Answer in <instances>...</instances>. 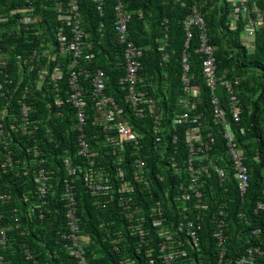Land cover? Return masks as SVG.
<instances>
[{
  "label": "trees",
  "instance_id": "1",
  "mask_svg": "<svg viewBox=\"0 0 264 264\" xmlns=\"http://www.w3.org/2000/svg\"><path fill=\"white\" fill-rule=\"evenodd\" d=\"M67 0H0V57L1 63L9 60V68H0V82L5 81L9 74L12 85L6 84L0 90V121L6 128L8 147L0 143V190L11 196L9 201L0 203V226L5 228L7 248L4 255L5 263L9 264H78L69 255L66 247L67 240L63 238L66 231V199L63 184L66 179L72 181L76 191L78 214L81 217L82 235L89 236L90 242L86 247L90 264H167V254L161 251L163 243H168V251L176 255L175 264H237L242 253L248 246L262 245L264 241V211L254 213L259 202L264 203V22L256 34L255 51L251 53L244 45V24L240 23L237 30H231L229 17L231 5L227 0H125V10L131 16L129 24V41L145 49L143 69L140 76L143 79L141 89L148 92L155 100L157 111L163 116V142L156 149L152 120H139L130 117L137 133L142 135L145 155L148 159V169L153 178L154 191L137 188L140 202L138 205L145 211H151L156 202L162 203L165 218L170 222V232L175 237L169 243L161 238L156 229L149 228L148 245L142 244L138 237H130L120 211L115 204L98 205L97 200L87 192L83 175L87 162L78 156V119L76 109L66 102L68 79L70 72V56L60 57L57 48V30L60 21L56 15L58 3ZM101 0H80L83 29L89 34V41L95 58L92 63L83 61V66L93 73L101 69L106 75V93L114 96L116 101L127 106L124 92L119 86V80L125 73V47L120 44L116 30V6L118 0H102L103 11L99 12ZM264 17V0H254ZM32 5L35 9L37 23L26 25L19 16H12L13 9ZM197 6L205 21V34L208 44L215 49L217 59V76H226L232 83L240 80L235 86L237 98L241 102L242 122L234 123L230 110V96L227 89L219 84L214 93L221 100L235 133L240 149L246 155V165L250 173V188L247 195L241 196L232 171L227 167L230 159L227 155L226 141L220 124L213 115L214 106L212 91L207 87L202 74L204 55L199 52L203 30L193 29V39L189 46L184 29V22ZM167 35V37H166ZM53 42V53H57V61L49 62L43 56L44 50ZM165 48L167 59L163 60ZM39 52L34 57L33 51ZM186 53L191 66V82L200 87L201 97L198 98L196 109L192 110L193 117L202 116V135L205 140L211 134L216 140L206 166L210 168L211 176H202L204 194L201 203L207 209H198L192 196L190 204L183 203V195H191L187 185V159L189 155L186 146L185 132L190 125L173 127V118L183 110L181 100L184 97L182 89L183 54ZM8 58V59H7ZM21 58V62L17 59ZM59 62L63 66L64 78L60 83L62 105L56 104V93L50 77L45 78V84L40 80L49 66ZM31 68H35L32 72ZM3 71V72H2ZM42 83V86L38 85ZM85 95L88 101L87 127L89 141L99 152L97 163L104 167L108 174L115 178L116 172L123 168L130 169V154L125 151L123 159L108 154L104 143L95 140L94 135H100V129L95 122L98 118L97 109L90 97V81L82 78ZM1 85V84H0ZM31 90V94L26 93ZM23 104L31 107V121L38 131L34 139L23 136L21 132L12 131L11 124L16 123L21 116ZM127 111L128 110L127 107ZM184 112V111H183ZM182 112V113H183ZM195 125V124H194ZM18 129V128H17ZM178 135L179 140L171 145L172 136ZM168 144V152L181 165L182 176L168 173L164 182L156 180L154 175L162 172L163 151ZM36 149L45 161V168L50 175V190L45 215L40 217L39 208L30 212L31 202H39L35 197V184L32 179L33 170L40 160L36 158ZM12 153L16 162L15 169L21 177L5 167L6 156ZM135 154V150H133ZM260 154V161L254 156ZM137 157H142L137 156ZM70 158L78 174L69 177L66 171L65 159ZM39 160V161H37ZM214 164L229 171V176L221 182L214 170ZM202 165H199V167ZM13 172L11 173L10 172ZM24 173L26 175H24ZM184 188L182 189V185ZM169 191V196L167 192ZM225 203L226 207L221 204ZM188 205V213L184 212ZM224 210L227 218L225 229L226 244L218 247L214 231L218 226L219 212ZM31 213L32 217L27 214ZM247 216L249 224L245 226L240 220V214ZM188 214L195 222L199 245L188 239L186 232H180V222ZM201 215L198 221V216ZM181 220V221H179ZM198 226L201 229L198 230ZM262 229L263 234L252 235L253 230ZM122 231L125 240H115V232ZM186 231V230H185ZM86 235V236H85ZM0 236L2 233L0 232ZM110 236V237H109ZM251 237V238H250ZM185 252L186 255H182ZM225 255L221 259V253ZM29 255L35 260L29 259ZM222 260V261H221ZM37 261V263H34ZM256 264H264V256Z\"/></svg>",
  "mask_w": 264,
  "mask_h": 264
},
{
  "label": "built area",
  "instance_id": "2",
  "mask_svg": "<svg viewBox=\"0 0 264 264\" xmlns=\"http://www.w3.org/2000/svg\"><path fill=\"white\" fill-rule=\"evenodd\" d=\"M125 0H118L116 6V30L118 34V40L120 44L125 47V61H126V73L120 78L119 85L125 93V100L128 103V110L132 112L137 119H144L149 116L152 118V129L154 135V145L156 149L163 142V133L166 129L163 128V116L157 111L155 100L150 97L147 91L140 88L143 79L140 76L142 70V58L144 57V51L139 46L129 41V23L130 15L125 10ZM179 3L181 0H173ZM80 0H68L67 4L60 3L58 6L60 20L64 22V25L58 30V45L60 55L70 56V89L68 92L67 102L76 109V116L78 119L77 129L80 132L78 135V156L83 158L87 162L85 173L83 175V181L86 185L87 192L92 195L98 205L109 206L111 203H117V207L120 209L121 217L125 226L127 227V233L130 237L136 236L139 238L142 244L148 245V227L156 229L161 238L166 239L169 243L175 240L170 232V222L165 218L164 209L161 202H156L151 211H145L139 206L140 197L137 193V188H141V191H147L152 195L154 191L153 178L149 174L148 159L145 154L144 142L142 141V135L137 133L130 124L129 114L125 106H120L114 97L106 94V82L105 73L99 70L97 74L93 76L88 68L82 67V62L91 63L95 55L92 53L93 46L89 41V35L84 31L82 27V20L80 14ZM99 12L103 11L102 0L100 1ZM231 5L229 17L231 18L229 27L231 30H237L239 24H244V33L248 50L253 53L256 46V34L264 22V17L255 4L254 0H227ZM30 12V11H29ZM199 28L203 30L201 34V46L199 52L204 55L202 63V74L207 87L212 91L213 95L217 91L219 84L223 85L229 94L230 98V110L232 118L235 124L240 125L242 122L241 115V102L237 98L235 86L240 85V80L236 79L235 82H231L226 76L219 79L217 76V59L215 57V49L208 44L207 35L205 34V21L197 6L193 8L192 14L184 22V29L187 36L186 45L189 46L190 40L193 39V29ZM167 37V35H166ZM165 50V48H164ZM37 55L34 54V57ZM43 56L49 57L50 51H44ZM54 55H51L53 58ZM167 54L163 56V60L167 59ZM55 60V59H53ZM183 75H182V89L184 97L180 104L182 111L180 114L173 118L172 126L178 127L183 125H189V128L185 132L186 146L188 147L189 155L187 159V187L191 192V195H183V203L190 204L192 196L195 198V203L198 209H207V206H203L201 200L204 196L202 188L204 183L202 176H211L210 168L206 166V162L209 160V153L212 151V147L215 145L216 140L209 134L207 140L202 135V116L196 115L193 117L192 110L196 109L195 101L201 97L200 87L193 86L191 82V66L187 54H183L182 58ZM60 63H57L52 71L51 83L53 84V90L56 93L55 100L58 106L62 105L60 92V83L63 79V70ZM85 75L86 78L91 81L90 97L97 109L98 118L95 117V122L100 129V135H94V139L99 140L100 143H104V146L108 148V154L115 158L123 159L125 151H132L129 158L131 161V168H119L115 174H108L104 167H99L97 158L99 152L94 149L89 141V137L86 131L87 127V109L88 101L86 99L85 90L81 84V77ZM0 88L2 86L0 85ZM214 106V118L217 124L221 125L222 134L226 141L227 155L230 159L228 168L233 173V179L236 181L238 191L243 197L247 195L250 188V173L249 168L246 165V155L244 150L240 149L235 133L232 128V122L228 117L226 110L221 107V100L214 95L212 99ZM31 107L28 104L22 105V121L19 125L20 131L30 138L34 139L38 127L34 126L30 118ZM128 114V115H127ZM195 124V125H194ZM179 136L173 135L171 145L178 142ZM0 143L8 147L7 133L2 129L0 124ZM163 151L162 160L166 162L163 165V170L160 173L154 175L156 180L164 182L168 176V173L182 176L181 165L174 156L168 152V144ZM135 150V154L133 153ZM36 158L40 160L35 170H33L32 179L35 183V197L39 202H31L30 212L34 213L36 208H39L40 217L45 215L44 208L47 205L45 199L49 196L50 190V173L45 168V161L41 158V153L36 149ZM142 157H137L141 156ZM255 161H260V154L254 156ZM37 160V161H39ZM16 159L9 152L6 156L4 166L11 168L12 171L21 177L20 172L16 170L14 164ZM66 171L69 177H74L78 174L77 169L73 166L70 158L65 159ZM199 165H202L199 167ZM214 170L218 174L221 182L229 176V171L223 167H219L214 164ZM11 172V170H10ZM13 173V172H11ZM24 175H26L24 173ZM264 175V168H263ZM65 199L66 203V231L63 234V238L67 240L66 247L69 255L73 257L78 264H89L87 259V249L90 238L83 237L80 218L77 215V201L74 192V186L69 179L65 180ZM184 188V184L181 186ZM169 196V191L167 192ZM11 196L3 193L0 190V203L9 201ZM144 203V202H143ZM184 212L188 213V205ZM264 211V203L260 202L254 213ZM27 214L28 217H32V214ZM218 229L215 232V237L219 241V245H224L225 235L224 228L227 226V218L223 209L219 212ZM201 215L198 216L199 221ZM0 219H2L0 217ZM240 220L246 225L249 224L247 216L244 213L240 214ZM180 232H186L188 239L195 245H198L199 239L196 234L195 222L190 220V216L186 214L182 222L179 223ZM201 226H198V230ZM5 230L0 227V253L5 252L7 248ZM186 230V231H185ZM252 235L260 238L263 234L262 229L253 230ZM116 240H125V236L122 231L115 232ZM110 237V236H109ZM251 238V237H250ZM264 244V241H261ZM171 248L168 243H163L161 251L167 254V264H175L177 258L172 251H168ZM172 249V248H171ZM182 255H186L185 252ZM225 253H221L223 259ZM264 256V248L262 245L248 246L242 253L237 264H256L260 257ZM29 258H33L29 255ZM36 263V262H35ZM0 264L5 263L4 255H0Z\"/></svg>",
  "mask_w": 264,
  "mask_h": 264
},
{
  "label": "clouds",
  "instance_id": "3",
  "mask_svg": "<svg viewBox=\"0 0 264 264\" xmlns=\"http://www.w3.org/2000/svg\"><path fill=\"white\" fill-rule=\"evenodd\" d=\"M67 2H68V0L66 1V3L65 4H67ZM80 3V2H79ZM60 3H58L57 4V6H56V15H57V18H58V20L61 22L60 24V27H62L63 25H64V22L62 21V20H60V17H59V11H58V8H59V5ZM99 5H101V3L99 4ZM30 11V12H29ZM11 14H12V16H19V17H21L22 18V20H20V22H22V23H24V24H26V25H29V24H33V23H37V22H39L40 20H38L37 18H36V16H34L35 15V9H34V7L32 6V5H29V6H24L23 8H18V9H13L11 12H10ZM80 14H81V8H80ZM3 20V16H1V18H0V21H2ZM81 20H82V15H81ZM130 20H131V16H130ZM130 24V23H129ZM59 27V28H60ZM82 27H83V21H82ZM58 28V29H59ZM58 31L59 30H57V48H58V52L57 53H59L60 54V50H59V45H58ZM85 31V30H84ZM86 32V31H85ZM87 33V32H86ZM88 34V33H87ZM89 35V34H88ZM130 42H132V41H130ZM133 43V42H132ZM140 47V46H139ZM256 47V46H255ZM55 48V46L53 45V42L52 43H50L49 44V46H48V48L47 49H45L44 51H50V53H52L53 55H54V57L52 58V61H57V57H56V54L57 53H53V51H52V49H54ZM140 48H142V47H140ZM143 49V48H142ZM37 50H40V49H35L34 51H33V53L34 54H36L37 56H36V58H38L39 57V52L37 51ZM143 51H144V56H145V49H143ZM161 51L162 52H164L165 53V50H164V48H161ZM255 51V50H254ZM125 53V52H124ZM44 57H46V56H44ZM60 57H62L61 55H60ZM64 57H67V56H64ZM144 58V57H143ZM143 58H142V66H143ZM8 59V58H7ZM53 59H55V60H53ZM19 62H21V58H18L17 59ZM124 61H125V54H124ZM93 62V61H92ZM91 62V63H92ZM57 63H59V62H56L55 63V65L57 64ZM70 63H71V59H70ZM69 63V64H70ZM61 64V63H60ZM1 65L3 66V68L5 69V70H7L8 68H9V60H7L6 62H2L1 63ZM54 65V66H55ZM54 66H49L48 68H46V70H45V72L42 74V79L40 80L42 83H44L45 84V78L46 77H50V83L49 84H52L51 83V75H52V71H53V68H54ZM61 66H62V64H61ZM82 67H84V68H87V67H85V66H83V63H82ZM62 68H63V66H62ZM35 68H31V72L34 70ZM142 69H143V67H142ZM4 70V71H5ZM63 70V69H62ZM90 72H91V75L93 76L95 73L97 74V72L99 71V70H101V69H98V70H95L94 71V73L90 70V69H88ZM103 71V70H102ZM142 71V70H141ZM70 73H71V69H70V72H69V79H68V92H69V89H70V85H69V80H70ZM105 73V72H104ZM125 73H126V61H125ZM125 73H124V75H125ZM140 74H141V72H140ZM123 75V76H124ZM4 76H5V81L4 82H0V84H1V86H2V88H0V90H3L4 89V87H5V85L6 84H8V85H12V81H13V79H12V81H9V74H5L4 73ZM122 76V77H123ZM84 77V79L85 80H88L87 78H86V76L85 75H83L82 77H81V84H82V78ZM121 77V78H122ZM63 78H64V70H63ZM142 78V77H141ZM62 81H63V79H62ZM88 81H90V79L88 80ZM105 82H106V75H105ZM42 83H40L39 85H38V87L39 86H42L43 84ZM90 84H91V81H90ZM142 84H143V82H142ZM141 84V85H142ZM140 85V86H141ZM82 86H83V84H82ZM91 86V85H90ZM106 86H107V83H106ZM120 86V85H119ZM83 88H84V86H83ZM84 90H85V88H84ZM123 91V90H122ZM68 92H67V99H66V102H67V100H68ZM124 92V91H123ZM26 93H28V94H31V90L30 89H26ZM107 94V93H106ZM107 95H109V94H107ZM110 96V95H109ZM124 96H125V93H124ZM112 97H114V96H112ZM115 98V97H114ZM115 100H116V98H115ZM117 102V101H116ZM125 102H126V100H125ZM68 103V102H67ZM118 103V102H117ZM69 104V103H68ZM119 104V103H118ZM120 106H123V105H121V104H119ZM126 108L128 107V103H126ZM72 106V105H71ZM73 107V106H72ZM128 114H129V120H130V117H134V118H136V116L132 113V112H128ZM127 114V115H128ZM30 118H31V111H30ZM147 118H150L151 120H152V118L151 117H149V116H147V117H145L144 119H139V120H146ZM3 120H4V117L2 118V121H0V124L2 125V129L5 131V129L6 128H3V127H5L2 123H3ZM21 121H22V108H21V116H20V119H18V127H17V124L16 123H13V124H11V126H10V129L12 130V131H16V132H21L20 131V129H19V125H20V123H21ZM130 124H131V127L134 129V127H133V125H132V123H131V121H130ZM18 128V129H17ZM6 133V132H5ZM22 133V132H21ZM22 135L23 136H25L23 133H22ZM27 137V136H26ZM88 137H89V135H88ZM96 140V139H95ZM12 154V153H11ZM13 155V154H12ZM31 181H33V180H31ZM34 182V181H33ZM35 184V183H34ZM65 186H66V184H65V181H64V184H63V189H65ZM85 187H86V185H85ZM76 191V189H75V187H74V192ZM75 195H76V193H75ZM76 201H77V199H76ZM260 203V202H259ZM258 203V204H259ZM111 204H115L116 206H117V203H115V202H113V203H111ZM223 207H226V204L225 203H222L221 204ZM258 207V206H257ZM256 207V208H257ZM118 208V207H117ZM77 209H78V203H77ZM119 211H120V209H119ZM255 211V210H254ZM120 213H121V211H120ZM219 214V213H218ZM77 215H78V217L80 218V225L82 224V220H81V217L79 216V214H78V210H77ZM119 216L121 217V215L119 214ZM179 221H181V220H179ZM219 221V220H218ZM182 222V221H181ZM66 223H67V221H66ZM2 229H5V228H3L2 226H0ZM218 227L219 226H217V228H216V230L218 229ZM225 229H226V227L224 228V235H225ZM216 230L214 231V237H215V232H216ZM86 236V235H85ZM84 237V236H83ZM87 237V236H86ZM89 237V236H88ZM90 238V237H89ZM215 239L217 240V242H218V247H223L224 245H219V241H218V239L215 237ZM226 241H227V239H226V236H225V243L224 244H226ZM90 242V241H89ZM114 242V241H113ZM198 245H199V242H198ZM197 245V246H198ZM172 248V247H171ZM87 253H88V250H87ZM167 256V255H166ZM33 257V256H32ZM29 258V257H28ZM35 257H33V258H31L32 260H35L34 259ZM30 259V258H29ZM87 259H88V257H87ZM222 259V258H221ZM222 261V260H221ZM37 263V261H34V263ZM178 263V262H177ZM176 263V264H177ZM89 264H90V262H89Z\"/></svg>",
  "mask_w": 264,
  "mask_h": 264
},
{
  "label": "crops",
  "instance_id": "4",
  "mask_svg": "<svg viewBox=\"0 0 264 264\" xmlns=\"http://www.w3.org/2000/svg\"><path fill=\"white\" fill-rule=\"evenodd\" d=\"M243 32H244V29H243ZM244 40H245V38H244ZM246 44V41L244 42V45ZM167 46H162V48H166ZM246 47V46H245ZM51 55H52V53H50V56L49 57H46V58H48V60H49V62L51 63V61H52V58H51ZM1 58L2 57H0V60H1ZM3 59V61H4V58H2ZM2 67V65H1V61H0V68ZM5 70V69H4ZM3 72V71H2ZM236 79H238V78H236ZM235 79V80H236Z\"/></svg>",
  "mask_w": 264,
  "mask_h": 264
}]
</instances>
